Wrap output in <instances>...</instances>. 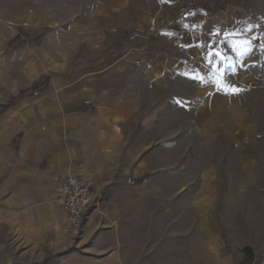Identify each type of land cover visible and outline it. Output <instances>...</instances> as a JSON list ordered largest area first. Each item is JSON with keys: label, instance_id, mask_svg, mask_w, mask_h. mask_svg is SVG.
Segmentation results:
<instances>
[{"label": "crops", "instance_id": "1", "mask_svg": "<svg viewBox=\"0 0 264 264\" xmlns=\"http://www.w3.org/2000/svg\"><path fill=\"white\" fill-rule=\"evenodd\" d=\"M189 2L0 0V264L264 258V71L239 77L224 9ZM71 175L94 198L67 229Z\"/></svg>", "mask_w": 264, "mask_h": 264}, {"label": "rangeland", "instance_id": "2", "mask_svg": "<svg viewBox=\"0 0 264 264\" xmlns=\"http://www.w3.org/2000/svg\"><path fill=\"white\" fill-rule=\"evenodd\" d=\"M189 7L198 3L214 4L224 9L226 23L213 35L232 37L236 41V71L239 77L261 67L264 71V0H189ZM247 41V43H243ZM222 48L221 50H223ZM244 93L243 97H247ZM264 125V124H263ZM82 222V221H81ZM133 264H162V251L126 252Z\"/></svg>", "mask_w": 264, "mask_h": 264}, {"label": "built area", "instance_id": "3", "mask_svg": "<svg viewBox=\"0 0 264 264\" xmlns=\"http://www.w3.org/2000/svg\"><path fill=\"white\" fill-rule=\"evenodd\" d=\"M158 31L154 25L147 27H137L128 36L130 40L137 37H147L157 35ZM170 42L181 49L184 48L180 33H174ZM185 51V50H184ZM188 55V52L185 51ZM189 56V55H188ZM190 58V57H189ZM195 60L190 58L187 67L194 66ZM93 184L76 176H67L60 180L56 185V193L61 203V208L65 214V227L67 229L78 226L83 220L89 206L93 203ZM258 264H264V258Z\"/></svg>", "mask_w": 264, "mask_h": 264}, {"label": "snow or ice", "instance_id": "4", "mask_svg": "<svg viewBox=\"0 0 264 264\" xmlns=\"http://www.w3.org/2000/svg\"><path fill=\"white\" fill-rule=\"evenodd\" d=\"M243 43H247V41H245V42H243ZM217 55H220V53H217ZM218 72H222V70H221V69H218ZM196 78H197V79H201V80H203V77H199V76H197ZM217 83H218L222 88H229V89H230L231 91H233V92L238 91V89H236V88H234V87H232V86H228V85H226V84L223 82L222 77H221L220 79L217 80ZM177 103L180 104V103H183V101H181V100H177Z\"/></svg>", "mask_w": 264, "mask_h": 264}, {"label": "trees", "instance_id": "5", "mask_svg": "<svg viewBox=\"0 0 264 264\" xmlns=\"http://www.w3.org/2000/svg\"><path fill=\"white\" fill-rule=\"evenodd\" d=\"M1 109H2V108H1ZM1 109H0V110H1ZM133 181H138V180L135 179V180H133Z\"/></svg>", "mask_w": 264, "mask_h": 264}]
</instances>
